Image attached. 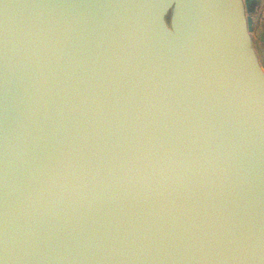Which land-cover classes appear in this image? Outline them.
<instances>
[{"label": "water", "instance_id": "obj_1", "mask_svg": "<svg viewBox=\"0 0 264 264\" xmlns=\"http://www.w3.org/2000/svg\"><path fill=\"white\" fill-rule=\"evenodd\" d=\"M264 0H0V264H264Z\"/></svg>", "mask_w": 264, "mask_h": 264}, {"label": "crops", "instance_id": "obj_2", "mask_svg": "<svg viewBox=\"0 0 264 264\" xmlns=\"http://www.w3.org/2000/svg\"><path fill=\"white\" fill-rule=\"evenodd\" d=\"M257 38L264 44V9L257 28Z\"/></svg>", "mask_w": 264, "mask_h": 264}, {"label": "rangeland", "instance_id": "obj_3", "mask_svg": "<svg viewBox=\"0 0 264 264\" xmlns=\"http://www.w3.org/2000/svg\"><path fill=\"white\" fill-rule=\"evenodd\" d=\"M261 38H263V37H261Z\"/></svg>", "mask_w": 264, "mask_h": 264}]
</instances>
